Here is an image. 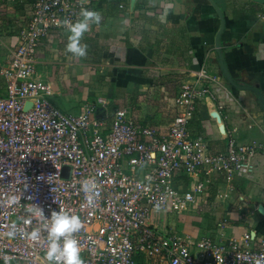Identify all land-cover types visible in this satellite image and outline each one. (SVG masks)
<instances>
[{
  "label": "built area",
  "instance_id": "1",
  "mask_svg": "<svg viewBox=\"0 0 264 264\" xmlns=\"http://www.w3.org/2000/svg\"><path fill=\"white\" fill-rule=\"evenodd\" d=\"M130 1L0 0V18L9 16L12 34L9 57L0 47V264L5 257L10 264H47L46 240L23 235L42 226L39 217L23 223L26 204L46 217L61 208L80 217L83 227L75 235L83 264H264V234L192 239L154 224L160 212L197 213L213 176L229 185L249 179L255 156L264 151V143L231 142L214 152L206 137L191 133L197 106L214 99L217 89L228 92L216 75L205 67L196 72V83L175 95L178 111L166 125L135 120L127 108L110 120L98 118L105 99L70 114L51 102L49 84L35 78L43 44L68 38L64 21L79 20L81 9L128 11ZM87 179L97 184L92 206L81 190ZM13 223L17 235L9 238Z\"/></svg>",
  "mask_w": 264,
  "mask_h": 264
},
{
  "label": "crops",
  "instance_id": "2",
  "mask_svg": "<svg viewBox=\"0 0 264 264\" xmlns=\"http://www.w3.org/2000/svg\"><path fill=\"white\" fill-rule=\"evenodd\" d=\"M109 9L83 42L86 56H71L68 39L43 44L35 78L49 84L54 105L76 115L87 103L105 99L98 118L110 120L127 108L135 120L166 125L178 111L175 95L194 85V74L205 67L228 92L217 89L214 99L197 106L191 133L206 137L214 152L231 142L264 143V0H131L128 11ZM8 17L0 18L6 56L12 42ZM253 164V180L229 185L222 175L213 176L212 197H205L198 214L160 212L155 226L176 227L192 239L264 234V151ZM217 188L227 196H216ZM223 219L227 224L219 226Z\"/></svg>",
  "mask_w": 264,
  "mask_h": 264
},
{
  "label": "clouds",
  "instance_id": "3",
  "mask_svg": "<svg viewBox=\"0 0 264 264\" xmlns=\"http://www.w3.org/2000/svg\"><path fill=\"white\" fill-rule=\"evenodd\" d=\"M81 18L76 22L64 21L67 26L68 42L66 51L73 57H84L87 55V45L82 43V38L89 31L91 25H100L102 15L97 11L81 9ZM97 184L93 179H87L82 183L81 190L86 194L87 203L93 205L94 198L98 195L96 191ZM13 198L12 203H15ZM26 218L23 220L25 225L30 224L33 217H39L42 220L40 228H34L31 232H23V235L37 242L45 239L47 243L46 261L47 264H83L81 257V248L76 238L83 227L82 221L78 215L70 214L69 210L61 208L51 211L49 216L44 215L43 209L34 204L24 206ZM46 232V237L43 233ZM9 238L17 235L15 223L6 233ZM4 264H10V258H4ZM256 264H261L257 261Z\"/></svg>",
  "mask_w": 264,
  "mask_h": 264
},
{
  "label": "rangeland",
  "instance_id": "4",
  "mask_svg": "<svg viewBox=\"0 0 264 264\" xmlns=\"http://www.w3.org/2000/svg\"><path fill=\"white\" fill-rule=\"evenodd\" d=\"M21 24V23H20ZM19 29H20V27L19 26H17ZM211 74V73H210ZM255 144V143H254ZM258 144V143H257ZM252 145V144H251ZM244 146V145H243ZM253 175H254V173H253ZM251 176L250 178H249V180H253V178H254V176ZM243 180H247V179H243ZM243 180H241V182L243 181ZM211 190H214V188H212V189H210V187H208V189H207V191L205 192V194H204V196L206 195V196H209V197H212L211 195ZM216 196H221V197H226L227 195L225 194V193H223V192H221V190L220 189H218L217 188V190H216ZM228 198V197H227ZM226 198V199H227ZM202 203H204V202H202ZM199 212V211H198ZM198 212H197V214H198ZM178 221L179 222H181V220L180 219H178ZM172 228H174V227H172Z\"/></svg>",
  "mask_w": 264,
  "mask_h": 264
},
{
  "label": "water",
  "instance_id": "5",
  "mask_svg": "<svg viewBox=\"0 0 264 264\" xmlns=\"http://www.w3.org/2000/svg\"><path fill=\"white\" fill-rule=\"evenodd\" d=\"M218 47H219V44H218ZM232 83V82H231ZM232 85L235 87V88H238V85L237 84H235V83H232ZM253 91L254 92H257L258 94H260V95H262L261 93H260V91L258 90V89H253ZM263 99V98H262ZM96 116H98V114L96 115ZM64 177H68V175H69V168H64Z\"/></svg>",
  "mask_w": 264,
  "mask_h": 264
}]
</instances>
